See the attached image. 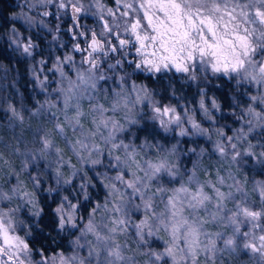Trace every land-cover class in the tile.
I'll return each instance as SVG.
<instances>
[{
	"label": "clouds",
	"instance_id": "9594fccd",
	"mask_svg": "<svg viewBox=\"0 0 264 264\" xmlns=\"http://www.w3.org/2000/svg\"><path fill=\"white\" fill-rule=\"evenodd\" d=\"M142 3L0 7V264H264V0H177L174 58Z\"/></svg>",
	"mask_w": 264,
	"mask_h": 264
},
{
	"label": "snow or ice",
	"instance_id": "6c2138e0",
	"mask_svg": "<svg viewBox=\"0 0 264 264\" xmlns=\"http://www.w3.org/2000/svg\"><path fill=\"white\" fill-rule=\"evenodd\" d=\"M140 13L143 20V26L147 32L141 34L139 31L141 21L139 19L132 22V34L136 42L137 48L151 49L147 55H154L159 50L162 58L172 57L177 54V45H180V51L183 52L184 44L190 38V32L184 27V20L187 19L188 24L195 29L196 21L192 17H185L182 12V5L177 3V0H143L140 5ZM198 23L202 29H207L208 35L215 39L214 32L210 25L211 20L205 21L203 18L198 19ZM200 37L204 39L206 48H201L199 54L203 56L206 51H211L215 57L218 54L219 45L210 43L204 38V31H200ZM238 43L243 44V37H234ZM121 43H123L121 41ZM225 44H231V41H225ZM91 44H89V48ZM218 70V69H216ZM224 70H228L227 63L224 64ZM235 70V66L233 68ZM264 72V66L260 68ZM244 214L251 219H258L259 215L243 210ZM261 246L264 247V235L259 237ZM249 247L256 251L254 245L250 244Z\"/></svg>",
	"mask_w": 264,
	"mask_h": 264
},
{
	"label": "trees",
	"instance_id": "16d2710c",
	"mask_svg": "<svg viewBox=\"0 0 264 264\" xmlns=\"http://www.w3.org/2000/svg\"><path fill=\"white\" fill-rule=\"evenodd\" d=\"M5 0H0V7H3ZM12 4H15L16 0H10ZM7 15V14H5ZM82 42V41H81Z\"/></svg>",
	"mask_w": 264,
	"mask_h": 264
},
{
	"label": "rangeland",
	"instance_id": "374dc122",
	"mask_svg": "<svg viewBox=\"0 0 264 264\" xmlns=\"http://www.w3.org/2000/svg\"><path fill=\"white\" fill-rule=\"evenodd\" d=\"M109 3H110V4L114 3V0H109ZM89 22H90V21H89ZM82 43H83V41H82Z\"/></svg>",
	"mask_w": 264,
	"mask_h": 264
}]
</instances>
